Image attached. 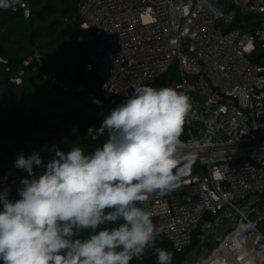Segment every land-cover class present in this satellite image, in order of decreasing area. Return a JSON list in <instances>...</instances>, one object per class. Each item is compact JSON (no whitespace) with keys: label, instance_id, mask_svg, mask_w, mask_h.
<instances>
[{"label":"built area","instance_id":"2783aa9c","mask_svg":"<svg viewBox=\"0 0 264 264\" xmlns=\"http://www.w3.org/2000/svg\"><path fill=\"white\" fill-rule=\"evenodd\" d=\"M18 4L28 17L27 1ZM237 10L258 23L235 26ZM78 13L95 36L85 68L102 93L124 101L174 66L178 79L163 87L191 100L177 149L191 158L174 169L180 186L141 205L159 225L157 237L176 250L195 238L201 253L212 252L202 264H240L233 250L242 242L249 264H264V66L250 59L255 46L264 54V0H227L226 7L214 0H84ZM32 61L42 65L37 52L23 65ZM46 81L66 89L54 77ZM87 99L104 105L94 93Z\"/></svg>","mask_w":264,"mask_h":264},{"label":"clouds","instance_id":"9594fccd","mask_svg":"<svg viewBox=\"0 0 264 264\" xmlns=\"http://www.w3.org/2000/svg\"><path fill=\"white\" fill-rule=\"evenodd\" d=\"M19 2L0 0V8ZM191 107L176 88L138 86L98 130L88 129L93 140L107 134L91 154L54 145L45 162L39 152H21L14 167L28 177L20 181L19 199L0 192V261L130 264L152 248L157 264H171L172 252L155 247L159 225L141 205L180 186L174 169L178 159L191 158L177 156Z\"/></svg>","mask_w":264,"mask_h":264},{"label":"trees","instance_id":"16d2710c","mask_svg":"<svg viewBox=\"0 0 264 264\" xmlns=\"http://www.w3.org/2000/svg\"><path fill=\"white\" fill-rule=\"evenodd\" d=\"M23 1L29 5L28 17L19 4L15 10L0 8V183L6 180L13 187L28 177L27 172L14 167L21 152L25 156L39 152L45 162L54 155L50 151L54 145L65 152L79 146L85 154H91L102 146L107 134L93 140L88 129L98 130L104 117L123 102L102 93L95 75L85 68L95 36L81 27L78 8L84 0H20ZM254 16L243 18L237 12L234 25L251 28L258 23ZM34 52L39 53L42 65L36 61L23 65ZM250 59L264 66L259 46H255ZM46 77L56 78L66 89L58 84L48 85ZM177 79L173 66L148 86L161 88ZM80 85L84 90H77ZM89 92L103 99L104 105L92 104L87 99ZM186 136L183 126L180 139ZM18 189L9 200L19 199ZM197 244L194 238L188 246L176 250L163 236L155 240V247L172 252L171 264H202L204 253ZM130 264H157V257L148 248Z\"/></svg>","mask_w":264,"mask_h":264},{"label":"rangeland","instance_id":"374dc122","mask_svg":"<svg viewBox=\"0 0 264 264\" xmlns=\"http://www.w3.org/2000/svg\"><path fill=\"white\" fill-rule=\"evenodd\" d=\"M223 10H225L223 8ZM237 12L239 13V15H241L243 18H246V16L248 14H251L248 11H241V10H237ZM257 18V16H254V19ZM21 185V184H20ZM21 187V186H20ZM8 190V198L11 197L13 195L14 192H16V189H18V187H13L10 184H8L6 182V180H2L0 183V192H2L3 190ZM251 238H248V241H250ZM241 241V240H240ZM233 249V248H232ZM234 255L236 256V258L239 260L240 264H249L251 259L249 257V255L246 253L242 242L240 246H236L235 249L233 250ZM212 252L211 251H206L204 252V257L205 258L207 255H210ZM218 254V252H216L214 255ZM203 260V259H202ZM217 261L212 262L211 264H218L216 263ZM225 264H229L228 260H225Z\"/></svg>","mask_w":264,"mask_h":264},{"label":"water","instance_id":"95a60500","mask_svg":"<svg viewBox=\"0 0 264 264\" xmlns=\"http://www.w3.org/2000/svg\"><path fill=\"white\" fill-rule=\"evenodd\" d=\"M217 2L221 7H226L227 6V0H214Z\"/></svg>","mask_w":264,"mask_h":264}]
</instances>
